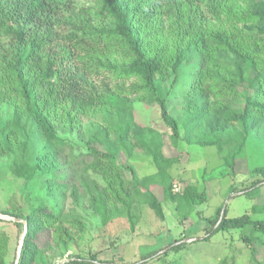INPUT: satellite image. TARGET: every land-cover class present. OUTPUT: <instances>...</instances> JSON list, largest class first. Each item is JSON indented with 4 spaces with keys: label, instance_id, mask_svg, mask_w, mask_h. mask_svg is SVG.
Instances as JSON below:
<instances>
[{
    "label": "trees",
    "instance_id": "trees-1",
    "mask_svg": "<svg viewBox=\"0 0 264 264\" xmlns=\"http://www.w3.org/2000/svg\"><path fill=\"white\" fill-rule=\"evenodd\" d=\"M130 95L158 105L173 146L181 132L166 100L174 97L188 143L217 145L235 127L243 137L261 127L264 0H0V164L22 180L26 203L2 210L26 224L17 264L66 256L85 229L81 204L103 224L123 215L133 228L135 199L163 217L120 157L143 150L163 180L177 156L165 155L160 130L135 120ZM241 149L224 164L234 165ZM254 172L261 179L241 191L264 182V165ZM163 192L178 210L205 200L190 183ZM205 221V238L245 227L264 234V218L247 213L219 209ZM12 222L22 233V222ZM246 240L254 256L253 238ZM9 249L1 226L0 264H13Z\"/></svg>",
    "mask_w": 264,
    "mask_h": 264
},
{
    "label": "rangeland",
    "instance_id": "rangeland-1",
    "mask_svg": "<svg viewBox=\"0 0 264 264\" xmlns=\"http://www.w3.org/2000/svg\"><path fill=\"white\" fill-rule=\"evenodd\" d=\"M79 3L88 0H77ZM129 83V81H127ZM121 83L115 81L112 84ZM168 85V82H164ZM134 105L135 120L150 125L164 135V153L177 156V161L167 169L162 180L149 155L134 149L130 159L120 157L130 168L126 177L141 191L152 193L161 203L163 217L159 218L147 203L133 201L134 226L123 215H113L106 224L85 205H78L76 213L82 218L85 229L80 238L69 245L66 256L53 264H257L264 262V234L251 231L249 227L218 231L205 238L206 218L219 209L227 217L247 213L250 218H264V182L247 190L253 182L261 179L254 168L264 165V124L243 137L237 127L223 133L217 145H201L184 140L181 126L182 101L170 98V106L180 126L181 138L171 145L167 128L160 119L156 103L137 100L130 95ZM100 118V116H97ZM238 130V131H237ZM76 144H82L76 135H67ZM242 149L235 156L234 165L224 164V157ZM98 181L100 176L92 174ZM172 184V192L181 191L182 184L190 183L205 193V200L191 208L178 210L176 204L164 197V187ZM22 180L14 178L0 164V214L3 209L24 206L21 194ZM71 206V199L68 200ZM6 215V214H3ZM9 216V215H6ZM185 216V217H184ZM11 217V216H10ZM9 235V255H15L21 232L11 220L0 219V227ZM251 236V248L246 240ZM180 247H174V245ZM182 244V245H181ZM41 262V261H40ZM39 262V264H41Z\"/></svg>",
    "mask_w": 264,
    "mask_h": 264
},
{
    "label": "water",
    "instance_id": "water-1",
    "mask_svg": "<svg viewBox=\"0 0 264 264\" xmlns=\"http://www.w3.org/2000/svg\"><path fill=\"white\" fill-rule=\"evenodd\" d=\"M0 219H4V220H11V221H20L22 222V233H21V238H20V241H19V244L17 246V249H16V252H15V257H14V261H13V264H17L18 262V259H19V255H20V250H21V246H22V241H23V236H24V232H25V221L20 219V218H16L14 216H6V215H3V214H0Z\"/></svg>",
    "mask_w": 264,
    "mask_h": 264
}]
</instances>
